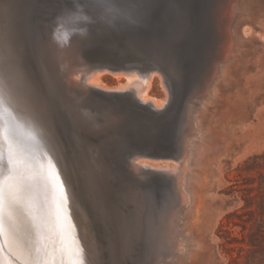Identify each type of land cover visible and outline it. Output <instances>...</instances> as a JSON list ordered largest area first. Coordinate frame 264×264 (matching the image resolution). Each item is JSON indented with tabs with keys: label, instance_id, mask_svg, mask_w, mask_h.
I'll return each mask as SVG.
<instances>
[{
	"label": "bare ground",
	"instance_id": "1",
	"mask_svg": "<svg viewBox=\"0 0 264 264\" xmlns=\"http://www.w3.org/2000/svg\"><path fill=\"white\" fill-rule=\"evenodd\" d=\"M118 1L112 0L114 12L106 17L103 12H91L78 0H71L66 3V10L53 19L54 24L42 31L46 33L42 43L49 67L62 85L61 100L68 113L74 112L76 123L86 125L87 129L76 132L75 128L74 134L80 133L82 137L74 136L76 141L74 137L72 141L60 137L61 145H58L45 97L23 78L26 67L20 58L17 26L13 22L14 1L0 0V29L6 37L11 32V38L0 44V185L6 189L10 185L17 191L19 183L29 185V191L21 193L26 210L19 222L16 243H10L6 226L5 233L0 234V264H100L104 258L108 262L117 258L121 264L130 254L132 239L143 233L140 234L141 224L153 220L151 211L161 194L156 185L161 186L160 191L164 189L162 193L168 198L170 221L164 231L168 232L170 240H167L173 241L172 247L174 242L178 249L181 247L172 230L175 229L172 221L181 217L183 206L192 204L188 214L191 227L184 228L186 234L193 230L192 226L200 230L199 225L210 219L207 205L214 184L211 181L215 174L210 171L213 160L208 155L194 160L192 148L194 143H199V150L205 149L208 144L203 141L205 136H217L219 129H211V133L204 127V109L195 116L199 108L196 104L205 108L204 101L218 94L220 77L226 75L227 63L236 53L237 42L231 26L241 0H203L202 23L198 22L202 34L201 30L198 32L199 25L193 27L197 21L188 16L189 0H170L168 13L154 6L145 16L138 14L135 0ZM58 2L62 4L61 0ZM212 5L214 10L209 12ZM77 15L88 19H72ZM57 29L68 34L66 43L56 38ZM197 33L204 37H200L201 53L196 56L198 67L194 74H188L192 75L188 81L182 75L183 66L177 60L176 49L184 35H188L189 43L190 36ZM112 45L119 50L112 51ZM97 54L102 58H96ZM105 72L123 77L124 83L106 85L101 80ZM155 77L164 91L162 98L149 93ZM206 122L211 126V120ZM74 141L80 146L76 145L78 149L74 148ZM125 144L129 148H124L127 152L122 154L119 148ZM68 147L74 153L72 158L68 157ZM109 157L116 160L118 169L122 170L121 164L126 163L132 172L129 175L121 172L113 182L114 163ZM191 162L194 170L190 173L195 180L190 179L194 187L188 189L185 178ZM14 170H18V176L12 180ZM41 170L53 176V184L57 185L53 191L49 192L37 179ZM146 175L162 176L163 180L149 185L151 182L142 179ZM58 184L64 186L63 204ZM77 193L83 196L87 211L77 202ZM97 225L104 231L102 244L97 239Z\"/></svg>",
	"mask_w": 264,
	"mask_h": 264
},
{
	"label": "rangeland",
	"instance_id": "2",
	"mask_svg": "<svg viewBox=\"0 0 264 264\" xmlns=\"http://www.w3.org/2000/svg\"><path fill=\"white\" fill-rule=\"evenodd\" d=\"M13 1L22 7L23 10H25L26 7H31L33 21L36 24L35 28L37 30L35 37L37 43H39H36L37 51L35 54L38 60H40L41 57L43 58L42 54L44 55V44L42 42L45 40H42V37L44 39V36H46V33L42 31H45L46 28L51 25L53 19H55L60 12H63L64 9L66 10V7L68 6L67 4L71 2V0H61L62 4L58 2V0ZM121 1L125 0H120L119 2ZM202 2L204 1L190 0L188 15L192 20L194 19L197 21V24H193V27L196 29L200 26L198 32L201 30V34L203 33L200 24L202 23L200 20L201 8L204 6ZM44 3L46 4V7L49 6L48 9L44 6ZM169 3L170 0H159L158 5H161L158 6L156 3L152 7L155 6L156 10H165ZM50 4L52 6H50ZM65 4L66 6H64ZM43 6L44 9L41 8ZM51 7H54V10L53 8L51 10ZM37 8L38 10L40 9V11H38ZM213 10L214 6L212 5L209 7V12H212ZM34 11L38 14L34 15ZM35 19H37V21ZM231 29H233L232 34L237 42L235 46L236 53L232 55V59L227 63L226 75L220 77L217 86L218 94L216 96L213 94L210 95L212 101H204L205 108L204 106H201V104H196L197 108H199L198 110L196 109L195 112V116L197 114L200 115V109H204V127L209 128L210 130L215 128L219 129V134L217 136H213L212 134L205 136L203 141L208 143L205 149L200 151L199 143H194L192 148V156L194 157V160L208 155L211 156L214 161H212L214 166H212V169L210 168V171L215 175L213 176L214 178H212L211 174L209 181L212 178L213 180L211 182L216 186H213L214 184H212L211 187L210 184V187L214 192H210L211 197L208 198L207 205V208H209L207 210V218H210L207 222L211 220V224L207 222H205L204 225L200 224L199 227L201 228V231H197L196 227L192 226L193 230L186 234L184 228L191 227V221L188 220L190 215L188 214H191L190 209L192 204L183 206L180 209L181 215L179 214L181 217H179V219L175 217L176 220L174 218L172 221L175 225L173 228L175 229L171 228L174 231L178 242L181 244V250L177 248V245L175 244L176 242H174L173 248L171 244L173 241H168L170 238L167 235L168 232H166L167 226H165V224L170 221L168 220L169 216H167L168 207H166L168 206V198L165 192L162 193L164 189L160 191L161 186L156 185L155 188H159L157 191L161 194L156 198L157 202H155L151 211L152 217L154 216L152 218L154 221L148 220L147 224L146 220L141 224L140 234L143 232V235L141 234L139 237L135 236L132 239L130 243V254L121 260V264H264V183L261 182L260 177L261 173H264V0H241L240 7L237 10ZM199 34L200 33L195 34V37L190 36L189 39H191V42L189 43L188 35H184L179 40V47L176 49L178 54L177 60L179 59V63L183 66L182 75H186L188 81L192 77V75L188 76V74H194L198 67L197 58L201 53L200 37H204L201 35L199 37ZM203 35L206 36L205 33ZM192 42H195V44ZM240 45L242 46L240 47ZM92 47L89 48L91 49ZM112 47V51H117L118 47L114 48L113 45ZM197 50L199 51L197 52ZM101 54H104V52H101ZM101 54H97L96 58H102ZM196 56L198 57L196 58ZM195 58L197 62L195 61ZM101 80L106 85L114 87L124 83L125 79L123 77L117 78L116 76L105 72L101 75ZM149 93L156 98H162L164 96V91L162 90L157 77L154 78ZM71 115L75 117L74 112H72ZM206 120L212 121L211 126L207 125L208 122H206ZM75 128L76 132L79 130L82 132L87 130L86 125L83 127V125L80 126L77 123H75ZM209 129L208 131L212 133V130L210 131ZM89 133L91 132L89 131ZM201 133L199 134L201 135ZM76 135L82 137L80 133H77ZM74 140L76 141L77 138L74 137ZM75 141L72 142L74 144L73 146L75 149H78L80 146ZM124 148L128 149V144L122 145L119 148L120 151H122V154H126L127 152L123 151ZM68 150V155L72 158L74 153H71L70 150L72 149L70 147H68ZM212 153L214 155H212ZM111 155L114 156L115 153L112 152ZM109 160L114 163L111 167L114 171L111 175V178L114 179L112 180L113 182H116L115 177L118 178L122 174L121 172L125 175H129L132 172L126 163L121 164L122 171L118 169L117 164H115L116 160L111 157H109ZM213 167L215 169L218 167L220 170L216 169L215 172ZM190 170H194L193 162H191V166L186 170L185 185L187 184L186 187L188 189H190L189 187H191V189L194 187V184L191 181L195 180L190 173ZM142 179H147L148 183L151 182L149 185H154V182L156 181H158L156 184H159V182L163 180V177L146 175L143 176ZM143 190L146 192V188ZM165 198L167 199L165 200ZM76 200L78 203H82L85 206L84 208L86 211L88 210L87 204L80 193L76 194ZM157 216L158 218H156ZM162 216H164V219ZM106 224L107 223L105 222V225ZM181 230H185L183 231L184 233ZM191 232L192 236H190ZM96 233L99 244L104 243V231L100 225H97ZM193 233L196 235H193ZM165 234L167 236H165ZM180 234H183V236ZM189 241H193V244ZM166 242L170 245H167ZM186 242L188 243L186 244ZM169 246L173 248L172 251ZM167 247L169 248L167 250H169L170 253L166 251ZM152 251L154 253H152ZM105 252L106 250L103 248L102 256H104ZM156 255L158 256L156 257ZM165 255L169 256V258ZM155 258H157L158 261L155 260ZM140 260L142 262H140ZM100 264H118V259L114 258L113 262H108L106 261V258H104L103 263Z\"/></svg>",
	"mask_w": 264,
	"mask_h": 264
},
{
	"label": "water",
	"instance_id": "3",
	"mask_svg": "<svg viewBox=\"0 0 264 264\" xmlns=\"http://www.w3.org/2000/svg\"><path fill=\"white\" fill-rule=\"evenodd\" d=\"M189 2L190 0L187 2L188 9L190 8ZM168 10L169 8L166 7V9L162 10V12L168 13ZM13 13L15 16L13 22H15L17 26L16 38L20 49V58L26 67V74L23 78L31 84L32 88L37 89L45 97L54 125V132L56 131L55 133L59 136L57 138L55 133H53V137L55 138L57 144L61 145V140L59 139L60 137L67 138L72 141L73 137L76 136V134H74L76 132L74 131L76 130L75 123L77 120L71 115V113H68L67 106L61 100L62 85L60 84L58 77L54 75L50 69L45 51L42 60H38L35 54L37 43L35 37L36 24L33 21L31 7H26L25 10H23L17 3H14ZM163 20V22L166 23V15H164ZM53 24L54 20L50 26ZM68 157L70 158L69 155Z\"/></svg>",
	"mask_w": 264,
	"mask_h": 264
},
{
	"label": "snow or ice",
	"instance_id": "4",
	"mask_svg": "<svg viewBox=\"0 0 264 264\" xmlns=\"http://www.w3.org/2000/svg\"><path fill=\"white\" fill-rule=\"evenodd\" d=\"M159 0H136L138 14L140 16H145L148 10ZM175 2V0H173ZM79 4H83L84 7L89 9L91 12H103L106 17L108 14L114 12L111 7L112 0H78ZM88 19V17H81L79 15L72 17V19ZM5 38H11V32L6 34L3 29H0V44H3ZM56 38L62 43H66L68 39L67 33H61L57 29ZM18 176V170L13 171L12 180H15ZM38 180L42 181L44 185L48 188L49 192L53 191L57 185L53 184V176L49 175L46 171L41 170L37 177ZM55 180L58 182L59 177L56 176ZM60 191V203L66 202V197L64 196V186L63 184H58ZM29 191V185L27 182L19 183V190H13L9 185L7 189L4 185H0V234L5 233V226L7 227V236L10 243H16L17 230L19 222L25 212V202L22 199L21 193H27Z\"/></svg>",
	"mask_w": 264,
	"mask_h": 264
},
{
	"label": "trees",
	"instance_id": "5",
	"mask_svg": "<svg viewBox=\"0 0 264 264\" xmlns=\"http://www.w3.org/2000/svg\"><path fill=\"white\" fill-rule=\"evenodd\" d=\"M260 177H261V182L264 183V173H261Z\"/></svg>",
	"mask_w": 264,
	"mask_h": 264
}]
</instances>
